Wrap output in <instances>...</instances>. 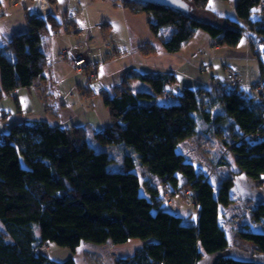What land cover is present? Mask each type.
Here are the masks:
<instances>
[{"label":"trees","instance_id":"trees-1","mask_svg":"<svg viewBox=\"0 0 264 264\" xmlns=\"http://www.w3.org/2000/svg\"><path fill=\"white\" fill-rule=\"evenodd\" d=\"M183 1L187 13L145 0L121 2L147 15L149 29L167 52L178 51L199 28L212 37L214 47L235 48L251 32L249 47L263 77L264 44L257 45L255 38L264 41V15L251 16L257 7L264 14V0H235L236 19L216 15L222 26L193 16L208 10L209 0ZM27 24L0 50V96L31 87L43 77L49 57L45 34L61 22L49 12L28 18ZM170 27L168 36L162 33ZM227 70L237 74L229 67L224 73ZM131 78L150 89L133 91ZM225 78L231 86L214 81L219 85L212 88L185 87L176 94V102L164 103L159 99L171 97L173 73L127 71L120 89L104 97L111 123L93 133L101 144L119 145L122 170L110 168L111 154L90 145L81 124L65 128L44 118L11 123L0 133V264H76L72 256L51 258L49 241L74 251L82 241L117 244L139 238L133 252L117 257L115 264H196L204 254L224 251L229 238L218 221L219 207L230 202L233 180L222 179L215 193L179 144L196 134L197 119L214 123L238 170L252 179L264 175V90L250 96L235 85L239 80ZM222 157L220 164L225 165ZM154 180L164 193L185 198L184 191L190 192L197 208L194 224L161 209ZM142 186L151 197L141 193ZM252 219L264 220V203L255 206ZM238 234L264 255V232L245 225ZM215 264L257 263L220 255Z\"/></svg>","mask_w":264,"mask_h":264},{"label":"rangeland","instance_id":"rangeland-1","mask_svg":"<svg viewBox=\"0 0 264 264\" xmlns=\"http://www.w3.org/2000/svg\"><path fill=\"white\" fill-rule=\"evenodd\" d=\"M121 1L55 0L54 3H48L49 12L61 24L59 28H51L45 34L49 57L44 76L39 78V86L21 87L0 96V133L11 123L24 118H44L52 125L58 123L65 128L81 124L87 129L88 143L96 150H105L111 154L113 161L110 168L122 170V156L117 149L119 145L101 144L93 133L96 128L111 123L104 97L120 89L127 71L173 73L176 81L168 87L173 91L171 97L159 99L164 103L176 102V94L185 87L227 86L230 82L225 78V67L237 72L239 90L250 96L254 94L252 83L259 82L263 77L258 60L252 56L249 47V36H253L251 32L245 34L235 48L223 46L215 50L212 37L199 28L178 51L167 52L162 48L161 38L149 29L147 15L124 7ZM37 2L38 0H0V50L13 34L27 29V19L37 15ZM234 7L235 0H209L208 10L195 11L193 16L222 26L224 22L216 15L236 19ZM263 15L261 8L257 7L251 18L259 19ZM171 30L170 27L162 33L168 36ZM255 39L257 45L264 44L261 38ZM78 55L85 62L75 67L74 58ZM261 58L264 66V54ZM128 81L133 91L150 89L146 82L138 79L131 78ZM197 122L196 142L199 143L198 137L203 135L205 143H200L199 146L193 141L180 144L187 156L192 158L195 167L204 169V165L209 166L205 158L207 153L209 160L220 156L219 163L224 158L222 155L226 159L231 157L219 141V128L216 124L200 118ZM210 124L212 127L208 126ZM204 148L207 149L206 153ZM211 168L209 174L214 178L213 181L217 180L214 174L221 175L228 170L227 167ZM134 170L144 174V169L140 167ZM142 174L143 180L145 178ZM153 182L156 183V180ZM154 186L157 188V196L162 199L161 209L175 211L184 219L194 221L196 207L193 204L186 203L177 194L173 199L174 203L169 205V197H165L163 187L158 186V183ZM145 192L151 197L142 186L141 193ZM231 233L235 236V231ZM140 242L137 237L117 244L110 240L102 243L82 241L72 251L69 247L49 241L47 253L56 260L72 256L76 264H115L117 257L131 254Z\"/></svg>","mask_w":264,"mask_h":264},{"label":"crops","instance_id":"crops-1","mask_svg":"<svg viewBox=\"0 0 264 264\" xmlns=\"http://www.w3.org/2000/svg\"><path fill=\"white\" fill-rule=\"evenodd\" d=\"M219 15H222V14H219ZM213 48L215 50L220 49V47H213ZM263 79H264V74H263ZM263 79L261 78L260 81L257 82L256 85H252L253 86L252 90L254 92V94L252 95L262 93L260 90L261 89L264 90V80ZM38 81L39 79L31 87L34 88V86H39ZM235 85L240 86V82L236 83ZM57 113H58V110H57ZM55 125H60V124L57 123ZM196 134L184 139L181 143H183L184 145L186 143H189L190 141H193L195 144H197V146H199L200 143L201 144L205 143V139L203 135L198 137L199 143L196 142ZM180 144H179V147H180ZM180 149L184 152L186 158H188L189 160H192V158L187 156V154L181 147ZM206 152H207V149L204 148V153ZM208 156L209 154L207 153L205 158L209 162L208 164L209 166L204 165L203 166L204 169H201L199 167L198 172H203L204 175L207 176L209 181L214 183V184L212 183V185H213L215 193L217 190V184L222 179L230 177L233 180V184L229 189L230 202L226 205H221L219 207V217H218L219 224L224 228L226 235L229 238V245L224 251L204 254L201 257V259L197 261L196 264H215L217 257L220 255H228V256H232L234 258H238L242 260H251V261L256 262L257 264H264V255L257 252L256 247L253 244V242L241 238L238 234L239 230L245 225L254 231L264 232V220L254 221L252 219V212L255 206L257 204L264 203V175H262L259 179H252L251 177L246 175L245 172H241L238 170L236 164L234 163L233 156L227 159L226 161L227 163L225 165H219L220 156H218L217 158L215 157L212 160H209ZM212 161H214V163ZM211 167H217V168L227 167L228 170L226 173L221 174V175L214 174V177L217 180L213 181L214 178L212 177V175L209 174V172L212 170ZM164 194H165V197L169 195L168 196L169 198H167V202L169 205L174 203L173 199L175 198V195L177 194L181 195L180 193L171 195L169 192H165ZM195 209H196V212H195L194 221H192L191 219H184V217L182 216L183 221L185 223H188V224L195 223L197 208ZM174 213L176 212L174 211ZM233 231H235V236L231 235L232 234L231 232Z\"/></svg>","mask_w":264,"mask_h":264},{"label":"water","instance_id":"water-1","mask_svg":"<svg viewBox=\"0 0 264 264\" xmlns=\"http://www.w3.org/2000/svg\"><path fill=\"white\" fill-rule=\"evenodd\" d=\"M145 1L172 6L177 9L184 10L186 11V13L188 11L186 4L183 0H145ZM36 8H37L36 9L37 15H45L49 13V6L47 0H38Z\"/></svg>","mask_w":264,"mask_h":264},{"label":"built area","instance_id":"built-area-1","mask_svg":"<svg viewBox=\"0 0 264 264\" xmlns=\"http://www.w3.org/2000/svg\"><path fill=\"white\" fill-rule=\"evenodd\" d=\"M82 56L78 55L77 57L74 58V63H75V67H79L80 65H82L84 63V59ZM77 65V66H76ZM226 77H228L229 79H231L230 81L232 82H237L238 81V75L230 70H227L225 73ZM185 194V202L188 204H191V195L190 192L188 190L184 191Z\"/></svg>","mask_w":264,"mask_h":264}]
</instances>
